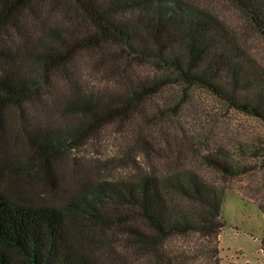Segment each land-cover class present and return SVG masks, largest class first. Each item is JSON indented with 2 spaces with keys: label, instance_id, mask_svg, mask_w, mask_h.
Returning a JSON list of instances; mask_svg holds the SVG:
<instances>
[{
  "label": "trees",
  "instance_id": "16d2710c",
  "mask_svg": "<svg viewBox=\"0 0 264 264\" xmlns=\"http://www.w3.org/2000/svg\"><path fill=\"white\" fill-rule=\"evenodd\" d=\"M38 1L0 0V119L11 105L44 98L46 79L42 83L33 71L45 77L67 66L81 49L100 50L119 75L121 60L123 69L133 62L150 63L161 74L133 78L122 94L74 92L64 102L68 112L80 116L72 133L37 129L30 137L37 158L53 154L63 141H79L112 118L127 116L169 83L204 86L264 122V64L237 29L207 6L191 0H54L74 4L86 20L85 31L34 24L35 32L27 19L40 18L42 8L34 6ZM228 1L264 37V0ZM262 153L255 145H219L200 157L208 167L234 177L252 169L246 158L262 160ZM256 187L254 193L242 194L264 216V196ZM228 188L225 181L183 166L102 180L88 198L71 200L68 208L18 201L0 190V264H96L80 248L79 238L91 240L94 235L79 227L80 219L112 234L122 227L131 244L154 264L184 262L182 251L167 249V239L199 233L209 243L212 264H220V215Z\"/></svg>",
  "mask_w": 264,
  "mask_h": 264
},
{
  "label": "rangeland",
  "instance_id": "374dc122",
  "mask_svg": "<svg viewBox=\"0 0 264 264\" xmlns=\"http://www.w3.org/2000/svg\"><path fill=\"white\" fill-rule=\"evenodd\" d=\"M212 9L237 29L252 55L264 64V37L249 28L240 12L228 0H191ZM42 13L36 26H62L85 31L86 20L72 3L40 0ZM29 14H31L29 12ZM31 17V16H30ZM107 57L95 48L79 50L67 66L42 76L33 71L44 86L42 100L11 105L0 119V190L18 201L49 203L68 208L71 200L88 198L105 179L130 178L145 169L162 172L183 166L198 169L215 181H225L226 189L218 239L220 264H264V216L256 202L242 194L264 196V157L246 158L253 166L247 173L225 177L202 162L201 155L221 145L259 146L264 156V122L232 107L225 99L198 84L169 83L149 95L133 112L87 131L79 141H63L53 154L35 156L30 137L37 129L68 135L80 116L68 112L64 102L79 90L127 91L136 77L159 75L150 63H136L123 69L105 63ZM41 75V76H40ZM50 132V131H49ZM72 142V143H71ZM79 227L94 234L91 240L79 238L80 248L96 264H154L131 244L122 227L112 231L96 230L86 220ZM199 233L174 234L166 241L171 253L182 251L177 264H212Z\"/></svg>",
  "mask_w": 264,
  "mask_h": 264
}]
</instances>
